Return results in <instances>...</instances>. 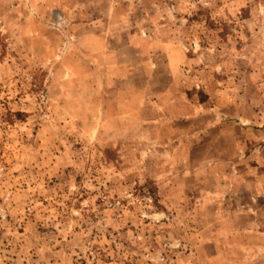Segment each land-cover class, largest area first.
Listing matches in <instances>:
<instances>
[{"label": "rangeland", "instance_id": "374dc122", "mask_svg": "<svg viewBox=\"0 0 264 264\" xmlns=\"http://www.w3.org/2000/svg\"><path fill=\"white\" fill-rule=\"evenodd\" d=\"M92 32L124 34L145 60L112 70ZM169 89L194 100L192 122ZM210 111L247 150L252 130L264 143V0H0V264L263 260L200 243L225 236L187 191L213 178L186 175Z\"/></svg>", "mask_w": 264, "mask_h": 264}, {"label": "crops", "instance_id": "0c3cea01", "mask_svg": "<svg viewBox=\"0 0 264 264\" xmlns=\"http://www.w3.org/2000/svg\"><path fill=\"white\" fill-rule=\"evenodd\" d=\"M90 37L93 43L94 41L98 42L96 46L92 44L93 50L95 47L100 54L114 58L109 62L112 65V70L125 72L126 69L127 72L132 73L136 66L128 68V59L133 61L134 58L138 57L140 61L141 58L142 60L146 58L145 55H141V49L137 48H141L140 44H136L134 40H132L134 42L133 50L129 52L130 46L127 41L131 40L126 39L124 34L108 35L106 32H92ZM136 48L139 53H136ZM143 65H146V62ZM145 73L149 76L152 74L157 76L161 75L162 70L158 66L155 68L148 67ZM175 85H178L176 81L171 84L170 89ZM170 89L168 90L170 92L168 98L171 96L170 101L174 105H177L178 100L181 102V112L186 117L179 118V112L176 108L170 112L177 116V121L180 119L185 122H192L193 116L190 109L185 105L195 104L194 100L189 98L187 94L172 95ZM202 116L206 120V124L204 123L205 126L200 133L192 135L186 141L185 151L187 154L201 151L207 155H204L202 165L191 166L187 164L186 175L192 170L203 168L205 171L210 170L209 173L213 178L207 177V175H204L202 179L199 176H194L191 180H193V186L195 184L196 186L187 189V191L188 193L195 192L196 194L192 195L193 199L196 201L197 198V201H201L204 219L209 217L224 226L220 228L219 233L224 232L225 236L218 237L216 235L218 229L213 228L210 231L214 235L205 238L200 243L203 247H219L232 252L234 250H242L246 253L247 250H255L258 253L264 252V143L256 142L262 132L259 129L251 131L252 137L248 141L250 149L247 150V144L244 146L240 140V126L233 128L231 124L225 127L228 123L221 120L222 115L218 112H205ZM234 124H240V122H234ZM253 131L255 132L253 133ZM208 133H213V137L220 141V144H214L215 141L208 139L210 143L200 147L195 146L190 141L192 137H206ZM260 139L263 141L264 135ZM188 162L190 161L188 160ZM209 182L208 189H205ZM198 186H201L199 192ZM198 193H201V198H199L200 194L198 195ZM242 234H250L257 239L250 241L231 240L232 237L237 238V235L241 236ZM254 263L264 264V259L256 260Z\"/></svg>", "mask_w": 264, "mask_h": 264}]
</instances>
